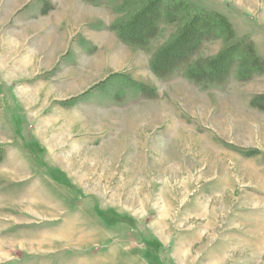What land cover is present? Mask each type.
<instances>
[{"label": "rangeland", "instance_id": "374dc122", "mask_svg": "<svg viewBox=\"0 0 264 264\" xmlns=\"http://www.w3.org/2000/svg\"><path fill=\"white\" fill-rule=\"evenodd\" d=\"M47 1L0 0V264H264V0Z\"/></svg>", "mask_w": 264, "mask_h": 264}, {"label": "crops", "instance_id": "0c3cea01", "mask_svg": "<svg viewBox=\"0 0 264 264\" xmlns=\"http://www.w3.org/2000/svg\"><path fill=\"white\" fill-rule=\"evenodd\" d=\"M42 1H46L47 3V5L46 4H44V7L45 8H43L41 11H39L38 13H40L43 17H45L48 13H49V11H50V9L51 10H53L54 9V5H52V3H50V1H47V0H42ZM68 2H69V5L71 4L70 3V0H67ZM67 1L66 0H64V2H63V4L64 5H62L61 7L59 6L57 9H59V8H61V10H60V13H62L61 15H63V16H65L66 14H67V9L69 8V5L67 6ZM30 2V1H29ZM72 2V1H71ZM43 3H45V2H43ZM29 4V3H28ZM59 4H62V3H59ZM27 5V4H26ZM21 7V9L23 10V14H25V13H31V10L33 11L31 14H35V9L33 8V6L32 7H29V8H26V7H24V4L23 5H21L20 6ZM78 7V6H77ZM25 9H28L26 12H25ZM40 9V8H39ZM46 14V15H45ZM6 24H8V23H6ZM2 25H3V23H2ZM1 25V26H2ZM26 26L28 27V29L29 30H32L34 27H35V24H33V23H28V24H26ZM45 27V26H44ZM53 27H47L46 29L45 28H43V31H45V30H47V31H45L44 33H43V35L44 36H46L48 39L46 40V39H44V43H46V46L45 47H43V51H49L50 52V50H54L55 49V44H56V37H55V32H54V29H52ZM27 29V31H25L24 32V35L22 34V35H20V34H17L16 36H14V37H10V39H11V41H13V43L14 42H18V41H24V40H27V41H29V44H34V43H32L31 42V37H32V33L29 31ZM51 30H52V32H51ZM52 37V38H51ZM79 42H82V41H79ZM84 42V41H83ZM18 45V44H17ZM36 44H34V46H35ZM39 50H41V49H39ZM25 66H29V65H25Z\"/></svg>", "mask_w": 264, "mask_h": 264}, {"label": "trees", "instance_id": "16d2710c", "mask_svg": "<svg viewBox=\"0 0 264 264\" xmlns=\"http://www.w3.org/2000/svg\"><path fill=\"white\" fill-rule=\"evenodd\" d=\"M159 1H161V0H148L146 2L145 6L141 7L139 12L131 18L132 21L131 20L130 21L128 20L129 22L127 21L128 24L125 25L127 27L126 32H128L131 35V36H129V40H128L129 43H134L135 41H138V40L142 41L141 40L142 36L136 34V30L139 32L138 27H142L144 23L142 22V25H141V22L138 23V21H139V19H141V17H143V14L145 15L148 12L149 9L150 10H156L155 7H157V2H159ZM170 1L172 3H170ZM162 4H163V9L165 6H166V8H169L170 6H172V4L175 5L173 11H177V10L181 9L180 8L181 3H178V0H176L175 2L172 0H168V1L164 0V3H162ZM193 22H194V19L189 24H186V25L189 26L191 23L193 24ZM117 26H118V24H117ZM117 26L114 25L113 27H117ZM193 26H195V25H193ZM113 30H114V32H117L118 37L121 39V37H120L121 35H119L118 30L115 28H113ZM148 37H149V35L144 36L143 39H147ZM140 45L143 46V43L140 42ZM0 159H2V158H0Z\"/></svg>", "mask_w": 264, "mask_h": 264}]
</instances>
